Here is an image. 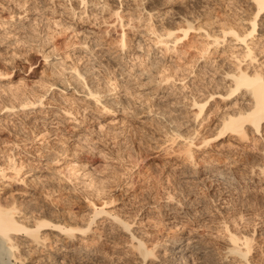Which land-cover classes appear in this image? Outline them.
<instances>
[{
  "label": "rangeland",
  "instance_id": "374dc122",
  "mask_svg": "<svg viewBox=\"0 0 264 264\" xmlns=\"http://www.w3.org/2000/svg\"><path fill=\"white\" fill-rule=\"evenodd\" d=\"M104 1L86 0V5L80 0H0V68L16 65L10 79L0 80V196L16 198L19 205L27 201L50 206L57 211L54 218L61 215L70 223L90 225L85 233L75 232L72 242L65 232L42 231L53 246L49 252L20 233L25 242L20 248L30 253L24 263L45 264L47 254L55 252L63 263L69 258L66 248L59 252L65 241L87 249L85 264H178L167 250L178 239L186 248L182 264H240L242 260L232 255L225 258L233 234L242 239L240 245L245 236L251 240V264H264V173L257 165L249 167L251 158L264 164V121L263 130L250 131L247 141L228 135L212 138L219 115L233 106L231 101L211 98L204 120L189 107L193 98L202 100L215 88L223 68L236 66L233 53L243 55V46L232 36L216 46L206 31L219 34L221 27L234 26L237 8L245 3L108 0L110 9L103 11ZM115 10H120L123 23L116 21ZM186 17L203 28L189 31L175 48L169 42L173 50L166 51L151 27H177ZM122 33L130 43L125 50L118 46ZM254 40L264 49V37ZM73 67L94 73L86 75V83L107 92L102 101L111 109L97 105L86 90L72 87ZM171 86L174 95L167 93ZM40 95L43 104L37 108H4ZM172 100L178 104L173 106ZM159 104L167 108L166 114L160 113L164 109ZM173 126L181 137L190 135L197 142L193 159L178 154L189 138L173 141ZM203 138L210 140L208 145L202 144ZM219 160L227 161L226 166L229 160L235 162L229 166L236 168V189L215 176L223 167ZM44 185L54 186L55 193L45 198ZM133 237L142 239L154 255L143 261ZM192 245L202 253L191 251ZM5 256L0 257L3 262Z\"/></svg>",
  "mask_w": 264,
  "mask_h": 264
},
{
  "label": "bare ground",
  "instance_id": "6f19581e",
  "mask_svg": "<svg viewBox=\"0 0 264 264\" xmlns=\"http://www.w3.org/2000/svg\"><path fill=\"white\" fill-rule=\"evenodd\" d=\"M80 1H82L83 4H86V0H80ZM116 1L119 2V0H116ZM171 1L172 0H167V2H169V3ZM240 1L241 0H239V3H245V4H242L243 6L241 5L237 8L238 11H240L239 14L237 13L238 17L234 14L235 17H237V18L234 17L237 20V21L235 20L236 21L235 25L227 27V28L221 27L222 29L220 28L219 34L214 33L213 35H211L208 33V31H206L207 32L206 36L212 37V39H213L212 43L215 44L216 46H219L222 42L224 43L227 35H230V36H232L231 40L233 42L235 41V42L241 43V45L243 46L244 53L242 56L234 55V53H233V59L235 58L236 59L235 61H237L236 66L235 67L229 66V67L223 68V69L221 67L222 73H220V76H219V79L217 82L215 79V82H216V86L214 85L215 88L211 87L212 89L211 90L208 89L209 90L208 91L206 88H208V86L210 84L207 85V87L205 86L206 88L204 87V89H202V90H204V92H205V89L207 90V92H208L207 96H205L206 95V93H205V95H204L205 97L201 98L202 100H200V98H199L202 96H199L198 97L199 99H197V98L194 99L193 97H191V99H189V100H192V98H193V100H192V102L191 101L189 102L191 104V105H189V107L191 106V108L193 107V109L195 110L194 116L196 118L199 119L202 117L201 119L204 120V117L209 115V111H207L206 109L209 106V103H210L209 100L211 98H214V96L217 95V97H219L220 101H228V100L231 101L230 104H231V106L233 104V106L231 108H229L227 111H224L219 115V117H218L219 119L217 120L218 123L216 126L215 133L213 135H211V137L212 138H218V137L228 135L231 138L236 137L241 141L242 140L247 141L249 139L250 131L251 132H259V131L261 132L263 130L264 86H262L260 84L259 79H253V78L254 77L260 78V77L264 76V60L261 61L262 58L264 59V49L261 48L262 42H260V40H258V41L254 40L256 38V36H259L261 38L264 37V7H262V4H264V0H245V2H243V0H242V2H240ZM102 3L103 4H101L102 6L100 7V10L107 11L106 9L109 8L108 7V0H106ZM146 9H147V6H146ZM86 11L87 10H85V12ZM115 11H114L115 15H116L115 17L117 18L116 21H118L119 23L120 22L123 23L122 22L123 16H122L120 10L119 11L115 10ZM152 11H153V9H152ZM152 11L150 14V18L153 15ZM151 20H152V18H151ZM163 21H165V20H163ZM168 21H170V20H168ZM182 21H185L184 22L185 24H181V23H183ZM182 21H181L180 25H178L177 27H172V25H174V24H172L170 27H168L164 23L166 28H164V26H163L162 28H164V29H161V30H157V29L154 30V28L156 26L155 27L153 26V29L150 26L151 29L150 28L149 29H150L151 34L155 35L156 41L158 44L159 43L163 44L166 47V49H165L166 51L173 50L172 47H170L168 44L172 43L174 45L173 48H175L179 41L188 37L189 31L201 30L203 28V27H201V25L195 26V24L192 21H189L187 19V17H186V20H182ZM168 25H169V23H168ZM123 27H124V24H123ZM160 27H161V25H160ZM12 30H14V28ZM12 30L10 29L9 32ZM203 30H205V29H203ZM21 31H23V29H21ZM160 31H162V32H160ZM148 32H149V30H148ZM126 34L127 33L120 34L119 41H118V43H119L118 46L121 48L120 50H125L126 48H128V44H130V43H128L129 39H127L128 35H126ZM206 51H208V49H206ZM261 55H262V58H260ZM48 57L49 56L46 55L45 59H47ZM258 57H259V59H258ZM111 59H113V58H111ZM123 61H124V58H123ZM125 62H127V60H125ZM243 62L244 63L247 62V66L244 67ZM255 62H257L258 64L255 65L254 64ZM225 64H226V66H228L227 63H225ZM225 64H224V66H225ZM217 65H219V64H217ZM220 65H222V64H220ZM15 66L16 65L13 64V66H10V67L8 66L5 69L0 68V80L10 79L11 76L13 75V71L16 69ZM56 66H57V64H56ZM56 66L53 65V67H56ZM56 68H59V66H57ZM148 69H150V68H148ZM153 69H155V68H153ZM70 70L73 72V75H72L73 81L72 82L74 85L73 86L71 85V86L75 87L74 89H77L79 87L80 90H82V89L86 90L87 96L93 98L95 100V102L97 103V105H99V104L102 105L103 109H111L108 107V104H106L102 101L103 95L106 94L107 92L104 91L106 93L102 94V92L100 91L101 89H96L97 85L93 82L96 85V88H95V86H93L92 82H90L91 80L90 81L88 80L90 83H88V82L86 83V77L88 75H93L94 74L93 72H91L89 74L90 71L89 72H88V70H85L86 72L84 70L80 71L75 67L71 68ZM90 70H91V68H90ZM144 70H145V68H144ZM144 70H143V72L147 73V74L152 72V70H150L149 73L145 72ZM220 70H218V71H220ZM72 72H71V74H72ZM56 73H57V71H56ZM61 74H63V73H61ZM147 74H146V77L151 78V76H148ZM166 77L170 78L169 76H166ZM213 77L215 78L214 75H213ZM245 78H247V79H245ZM164 79L162 80L163 82L166 81V80L164 81ZM167 80L169 81V79H167ZM94 81H96V80H94ZM211 81L209 83H211V85H212L213 82H211ZM66 82L68 83V81H66ZM67 85H69V84H67ZM99 88H100V86H99ZM171 89H173L172 86L169 88V91L167 92L168 94L172 93ZM112 90H115V88H112ZM195 90L197 91V89H195ZM107 91L110 92L111 90H107ZM192 91H194V89ZM197 92H199V89ZM168 94H167V96L170 97V95H168ZM172 94L174 95V93H172ZM194 94H193V96H194ZM201 94H202V92H201ZM195 95H198V94L196 93ZM43 96L44 95H40L38 98L33 99V100H31V99L30 100L29 99L24 100L23 99V101L20 102L19 105L14 106L15 104L12 103L13 105L10 106L11 105V103H10L9 106L4 105L5 106L4 108H8L10 110H14L15 108H19L20 110L34 109V108L39 107V105L43 104V102H42ZM191 96H192V94H191ZM172 101H174V100H172ZM3 102H5V101H3ZM169 103H168V105H169ZM174 103H175V101L171 102V104L173 106H174ZM113 104L114 103L112 102L110 104V106L111 105L113 106ZM176 104H178V102L175 103V106H176ZM161 106L162 105H160L159 108L164 109V108H162L164 105L162 107ZM170 106H168V108ZM165 107H167V105ZM193 109H191V110H193ZM164 110H162V111L160 110V113L162 112L163 115L166 114L167 108L165 111ZM169 112H170V110H169ZM169 115H170V113L168 114V116ZM160 117H162V115ZM165 117H167V116H165ZM172 117L173 116H171L170 120L172 119ZM166 119L168 120V118H166ZM174 119H175V117L173 118V120ZM175 122H173V123H175ZM166 123L169 124L167 121H166ZM169 125H172V124H169ZM177 126H176V128H177ZM11 130L12 129H10V131ZM170 130L172 131L173 128H171ZM175 131H176L175 133L172 132L175 134V135L174 134L173 135L176 136V138H174V136H173V138H174L173 141L175 139H177V137L178 138L181 137V135L178 133L177 129ZM179 132H181V131H179ZM195 133H199V132H195ZM170 135H172V134H170ZM182 136H184V135H182ZM189 136L188 137L184 136V137L189 138ZM184 137H181V138H184ZM187 138L185 141H188ZM193 141H194V139L190 140V138H189V142L186 143L185 147L180 150L181 153L179 151L178 154L184 153L183 155H185V157L187 156L188 159H193L194 156L192 154L193 153L192 146L197 144V142L195 143V141L194 142ZM202 141H203L202 144L205 143V145L206 144L208 145L210 140L208 138H205V139L203 138ZM200 144L201 143H199V145ZM221 159H223V157ZM225 159L226 158H224V160ZM251 159L249 160L251 163L249 167L253 168L257 165L258 167H260L262 173H264V164L263 165L261 163L257 164V161L255 162V159H254V161H253V159L252 160ZM224 160H219V162L217 164H219V163H220L219 165L223 164L222 165L223 167L221 166L222 169L217 170L216 174L215 173L214 174L219 179L225 181V183L224 182L223 183L228 185V188L234 187L235 181H236V177H235L236 175H235L234 170L236 168L230 167L229 165H231V164L235 165L234 164L235 162H232L231 161L232 158H231V160H229V162H228L229 165L226 166L225 162H227V161H224ZM247 163L249 164L248 161H247ZM13 165H14V163H13ZM196 166L198 168L199 165H196ZM203 166H204V164H203ZM192 167H193V165H192ZM216 167H217V165H216ZM205 168H208V167H205ZM209 168H210V166H209ZM3 169H1V167H0V173L2 172ZM237 169H238V167H237ZM195 171L197 172L196 169H195ZM206 171H207V169H206ZM51 185H44L41 187V194H44L46 196L45 198H48L52 195V193L53 194L55 193L54 188H53L54 186L52 187ZM230 189H232V188H230ZM2 198L3 197L0 196V245L2 246V247H0V249L2 250L0 252V253H2V254H0V257H3V255L6 254V256L8 258V259L7 258L6 259H7V262L9 264H23L28 258L29 251H27V250L23 251L20 248V244L25 243L24 240L21 239V237H20V239L23 240V242H20V239L18 237V235L20 233L26 234L27 237L25 240H28V242H31V243L32 242L35 243V245H37V249H39V247H38V245H39V246H41V249L43 251L49 252V251H51V247H53V246H52V244L46 243V240L49 241V239H47L48 236L45 237V233L44 232L42 233V231H46L50 228H54V229L58 230L57 234L60 235L61 232H65V231H63V229H79L80 232L85 233L86 231H84V229L90 228L89 227L90 225H88V226H82L81 225L80 226L78 223H72V222L70 223L69 220H68L69 222L66 221L65 219L61 218L62 216L59 214L60 211H59L58 215H60L61 217L55 216L57 218H54L53 214H55V212H57V211L53 212L51 209H49L50 206H48L49 208H47V206L45 207L44 205L29 204L27 201H26V205H22L23 203L21 201L20 202L22 204L20 203V205H19L18 201L15 200L16 198L12 199V197H11L10 199H7V200H4ZM42 204H43V202H42ZM97 212H99V211H97ZM21 213L23 214V216H22L23 218L19 217L20 216L19 214H21ZM99 213H101V212H99ZM28 219H30L31 222H29ZM118 223L122 225L123 229H127V230L129 229V224H127L123 221H118ZM75 232H77V231H73L71 233V235H69L65 232V239L66 240L68 239V241L72 242L73 238H75ZM133 238H135V237H133ZM135 239H137V241H138L135 248L139 251V254L142 256L143 261L146 260L148 257L154 255L153 250H149L148 247L146 246V244H144L142 239L141 240L139 238H135ZM240 240H242V239H240L236 235H233V234L230 235V242L232 243V246L229 249H227L228 250L227 252H225V254H226V255L224 254L225 258L229 254L230 256L232 255V257H234L238 261L242 260L240 262V264H251L250 258H248V254L251 252V240L249 239V237H246V236L243 238L242 245L245 247V250L243 248H241L242 245H240L238 243V242H240ZM177 241H178V239H173L169 248H167V247L166 248L169 251V253L171 254L170 257L173 256L174 260H177L178 264L179 263L182 264V262L184 263L186 260V258H185L186 256L184 254L185 253L184 251L186 250V248H182V246L180 244H178ZM53 243H54V241H53ZM71 245H73V246H71ZM63 247H64V249L66 248V250L68 251L69 258L66 259V261H64L61 264H85L87 262L88 256L86 257V254L83 255L85 253V251L87 250L84 246H74L73 243L70 244V242L64 241V243L61 244V247H60L61 250L59 252L64 251ZM154 247H156V244ZM3 249L5 252L3 251ZM196 249H197V246L194 245L193 249L191 251L202 253V250H196ZM55 253L54 254L53 253L47 254L46 260L44 263L45 264H60V261L56 259ZM2 260L3 259L0 258V262H2L4 264L7 263L5 261L3 262ZM237 264H239V263H237Z\"/></svg>",
  "mask_w": 264,
  "mask_h": 264
},
{
  "label": "snow or ice",
  "instance_id": "6c2138e0",
  "mask_svg": "<svg viewBox=\"0 0 264 264\" xmlns=\"http://www.w3.org/2000/svg\"><path fill=\"white\" fill-rule=\"evenodd\" d=\"M262 7H264V4H262ZM247 79V78H245ZM253 79H259V82L262 86H264V76L260 77V78H256L254 77ZM90 223V222H89ZM88 229H84V231H87ZM63 231H65L67 234L71 235V233L73 231H79V229H63Z\"/></svg>",
  "mask_w": 264,
  "mask_h": 264
}]
</instances>
